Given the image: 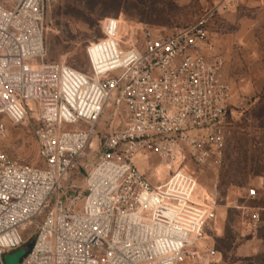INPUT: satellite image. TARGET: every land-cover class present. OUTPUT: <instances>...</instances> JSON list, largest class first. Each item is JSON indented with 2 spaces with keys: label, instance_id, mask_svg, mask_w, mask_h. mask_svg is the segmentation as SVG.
Wrapping results in <instances>:
<instances>
[{
  "label": "built area",
  "instance_id": "built-area-1",
  "mask_svg": "<svg viewBox=\"0 0 264 264\" xmlns=\"http://www.w3.org/2000/svg\"><path fill=\"white\" fill-rule=\"evenodd\" d=\"M45 8V0H0V115L20 124L37 114L44 161L25 164L0 150V264L26 244L20 231L34 224L20 264L214 261L217 251L202 241L215 209L200 202L188 162L212 167L219 160L233 92L221 59L211 55L206 16L168 35L102 22L82 70L44 61ZM109 107L118 124L100 140L84 195L63 199L62 182L93 147ZM151 154L169 171L157 184L137 165L144 158L150 166Z\"/></svg>",
  "mask_w": 264,
  "mask_h": 264
},
{
  "label": "rangeland",
  "instance_id": "rangeland-1",
  "mask_svg": "<svg viewBox=\"0 0 264 264\" xmlns=\"http://www.w3.org/2000/svg\"><path fill=\"white\" fill-rule=\"evenodd\" d=\"M45 7L44 61L82 70L88 66L87 44L103 35L102 22L105 29L110 21H128L168 35L206 16L214 44L211 55L221 59L223 77L233 92V114L215 166L188 162L202 187L200 202L215 209L204 227L202 246L218 253L207 264H264V0H45ZM113 112L106 109L93 147L77 158L63 180V199L84 195L87 173L100 157V140L118 124ZM0 124L5 128L0 150L19 162L44 166L37 155L36 113L20 124L0 115ZM150 157V166L145 159L138 166L157 184L163 180L158 169L162 163L157 164L156 155ZM251 189L256 190L254 197L249 196ZM35 231L36 224L20 231L27 248Z\"/></svg>",
  "mask_w": 264,
  "mask_h": 264
},
{
  "label": "water",
  "instance_id": "water-1",
  "mask_svg": "<svg viewBox=\"0 0 264 264\" xmlns=\"http://www.w3.org/2000/svg\"><path fill=\"white\" fill-rule=\"evenodd\" d=\"M26 251H27V246L24 244L18 249L6 253L4 255V260L6 264H20V262L22 261L23 257L26 254Z\"/></svg>",
  "mask_w": 264,
  "mask_h": 264
},
{
  "label": "bare ground",
  "instance_id": "bare-ground-1",
  "mask_svg": "<svg viewBox=\"0 0 264 264\" xmlns=\"http://www.w3.org/2000/svg\"><path fill=\"white\" fill-rule=\"evenodd\" d=\"M92 146H93V142H92ZM143 160H144V158L138 159L137 165H138V163H140V161H143ZM158 169H159V175H160L161 179H164L168 176V174H169L168 167L165 166L163 163L160 165V167Z\"/></svg>",
  "mask_w": 264,
  "mask_h": 264
}]
</instances>
